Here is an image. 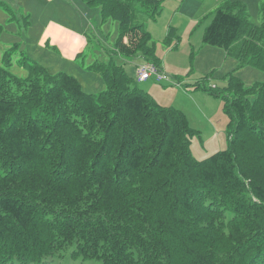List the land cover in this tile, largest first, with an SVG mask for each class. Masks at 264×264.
I'll list each match as a JSON object with an SVG mask.
<instances>
[{
    "label": "trees",
    "instance_id": "trees-1",
    "mask_svg": "<svg viewBox=\"0 0 264 264\" xmlns=\"http://www.w3.org/2000/svg\"><path fill=\"white\" fill-rule=\"evenodd\" d=\"M82 1L116 20L110 56L162 70L142 22L163 0ZM202 41L264 74V20L251 23L240 2L220 4ZM101 61L89 68L103 89L87 93L25 58L27 75H14L5 52L0 264H264V80L199 78L193 88L222 100L229 132L224 150L196 160L185 115Z\"/></svg>",
    "mask_w": 264,
    "mask_h": 264
},
{
    "label": "rangeland",
    "instance_id": "rangeland-1",
    "mask_svg": "<svg viewBox=\"0 0 264 264\" xmlns=\"http://www.w3.org/2000/svg\"><path fill=\"white\" fill-rule=\"evenodd\" d=\"M0 1L7 6L6 9L0 5V65L7 51L12 61L8 70L18 77L27 75L19 65L25 58L50 73L73 76L85 92L97 93L103 89L102 77L89 66L113 58L123 73L133 79L135 88L148 93L156 103L185 115L189 127L196 131L190 144L196 160L227 147L229 119L222 100L194 89L195 83L205 76L207 80L201 84H214L217 88L225 87L229 76L246 87L264 80L261 71L249 66L238 68L237 61L223 49L203 43L204 30L222 0L162 1L156 18H147L142 25L156 43L162 72L168 75L169 82L150 78L142 84L135 78L144 63L142 58L121 60L110 56L118 34L117 22L112 17L102 20L100 5H88L82 0ZM225 1L243 4L248 19L255 25L264 20V0Z\"/></svg>",
    "mask_w": 264,
    "mask_h": 264
},
{
    "label": "built area",
    "instance_id": "built-area-1",
    "mask_svg": "<svg viewBox=\"0 0 264 264\" xmlns=\"http://www.w3.org/2000/svg\"><path fill=\"white\" fill-rule=\"evenodd\" d=\"M156 69L152 65H147L143 68V70L140 72V80L146 79L150 74L155 73Z\"/></svg>",
    "mask_w": 264,
    "mask_h": 264
},
{
    "label": "crops",
    "instance_id": "crops-1",
    "mask_svg": "<svg viewBox=\"0 0 264 264\" xmlns=\"http://www.w3.org/2000/svg\"><path fill=\"white\" fill-rule=\"evenodd\" d=\"M144 82H146V81H144ZM144 82H140V83L142 84V83H144Z\"/></svg>",
    "mask_w": 264,
    "mask_h": 264
}]
</instances>
